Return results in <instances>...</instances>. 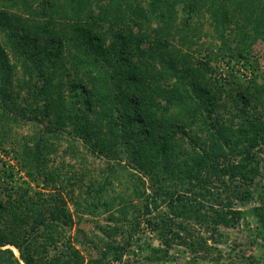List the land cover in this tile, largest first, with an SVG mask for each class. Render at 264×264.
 I'll use <instances>...</instances> for the list:
<instances>
[{
  "label": "trees",
  "instance_id": "1",
  "mask_svg": "<svg viewBox=\"0 0 264 264\" xmlns=\"http://www.w3.org/2000/svg\"><path fill=\"white\" fill-rule=\"evenodd\" d=\"M258 47L264 0H0V264H264V70H233Z\"/></svg>",
  "mask_w": 264,
  "mask_h": 264
},
{
  "label": "rangeland",
  "instance_id": "2",
  "mask_svg": "<svg viewBox=\"0 0 264 264\" xmlns=\"http://www.w3.org/2000/svg\"><path fill=\"white\" fill-rule=\"evenodd\" d=\"M204 30L208 33L211 31V28L208 26V24H206L204 26ZM203 42L205 43V45L208 44V42H210V38L208 36L203 37ZM214 42L216 44L218 43L217 41H214ZM257 49H259V52L261 55L262 54L261 52H263L264 49H261L259 47ZM204 54H205V51L201 50V55L204 56ZM258 60H259L258 61L259 64L251 60V62L253 63L251 64L249 63L245 66L242 62H240L234 66L233 70L235 74H241L242 80L246 81L251 76V70L253 68L255 69L256 66H259L260 68L259 70H257L258 72H260L261 69L264 70V59L260 57ZM216 63L218 65V70L222 73L221 75L224 76L226 74V71L228 70V65L226 64V60L224 58L223 59L220 58L216 61ZM259 81H261V79H259ZM31 124L32 123H28L27 125H24V127L22 128V131H25V133H27L31 129V126H30ZM88 159H90V161L88 160L89 161L88 164H91V162L93 163V161L96 162L99 160L98 157H94L91 155H88ZM3 162H6L7 166H10V165L15 166L14 167L15 169L18 167V162L16 161L14 157H12V153L3 154L0 152V166L3 165ZM22 174L23 176H26L25 173L22 172ZM34 189H37V187H34ZM0 195L3 197L6 196L4 191H2ZM255 204H256L255 200L251 202H247L242 205L240 203L237 204V206L243 209V218L241 220L242 223H241V226L239 225L238 228L224 229L226 237H225L224 243L222 244L223 247L229 246L228 242L232 238H240L241 241H244V239L247 238L248 235L256 236L258 221H257V217L254 215L251 209ZM70 207L72 208L71 204H70ZM74 221L75 223L73 224V227L70 232L73 234L74 237L76 235V237L78 238L75 241L76 245L82 248L84 254L86 253L85 255L87 256V258H90L91 256L95 258L96 254L92 255L93 253H95V249L89 247L87 250L85 249L86 247L85 244L89 241H91V244L94 241L95 242L98 241V234L100 233L96 225L103 224L105 222L104 217L103 216L96 217L93 215H83V217L74 216ZM138 237L139 238H137V241H135L134 245L132 246V249H135V251L137 252L139 250L140 254L142 255H145L147 253L146 252L147 249L145 247L146 245L158 244L157 236L151 230L140 232ZM83 240L86 242L85 244L83 242L81 243V241ZM256 241L257 242L252 245V252L255 255L256 259L260 261H264V242L262 241L260 237L258 238L256 237ZM182 248H183L182 246L177 245L172 250L176 258L174 259V261H170L167 264H181L184 262L185 252L183 251ZM15 251H16V254H18V251L16 249Z\"/></svg>",
  "mask_w": 264,
  "mask_h": 264
}]
</instances>
